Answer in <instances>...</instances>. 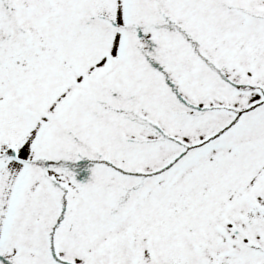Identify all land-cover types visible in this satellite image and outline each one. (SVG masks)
<instances>
[{"label":"snow or ice","instance_id":"1","mask_svg":"<svg viewBox=\"0 0 264 264\" xmlns=\"http://www.w3.org/2000/svg\"><path fill=\"white\" fill-rule=\"evenodd\" d=\"M0 264H264V0H0Z\"/></svg>","mask_w":264,"mask_h":264}]
</instances>
